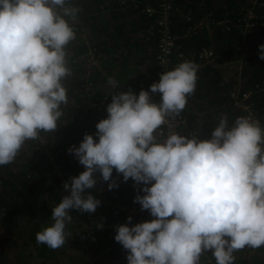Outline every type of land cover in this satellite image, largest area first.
Returning a JSON list of instances; mask_svg holds the SVG:
<instances>
[{"label":"clouds","instance_id":"1","mask_svg":"<svg viewBox=\"0 0 264 264\" xmlns=\"http://www.w3.org/2000/svg\"><path fill=\"white\" fill-rule=\"evenodd\" d=\"M73 0H0V166L13 163L25 143L54 133L69 103L66 46L76 39ZM264 60V44L259 45ZM199 66L184 61L160 75L149 90L115 91L97 132L68 149L85 171L64 183L51 225L39 244L65 245L71 212L94 213L102 201L91 190L100 173L112 190L113 171L143 194L135 203L154 219L115 227L128 264H199L211 252L216 264H235L234 253L264 247V126L222 116L210 139L170 133L163 125L186 108L197 88ZM116 89L118 82L110 78ZM160 95L159 103L152 100ZM98 138V139H97ZM103 228V225L100 224Z\"/></svg>","mask_w":264,"mask_h":264},{"label":"trees","instance_id":"2","mask_svg":"<svg viewBox=\"0 0 264 264\" xmlns=\"http://www.w3.org/2000/svg\"><path fill=\"white\" fill-rule=\"evenodd\" d=\"M166 1L73 0L80 12L71 21L76 39L66 46L71 75L64 85L69 103L63 106L58 129L41 132L40 139L25 143L13 163L0 166V230L4 229L0 264H128V250L115 241V227L130 216L133 225L154 217L134 202L143 194V185L138 189L131 178L125 182L115 170L113 180L119 187L112 190L96 173L98 181L91 191L102 204L91 214L71 212L64 246L53 250L37 243L36 234L51 225L52 207L66 195L64 183L86 170L68 149L78 147L85 134L97 132V123L108 115L101 103H111L115 91L137 93L158 82ZM169 2L167 18L176 43L169 67L182 63L181 55L199 66L196 91L175 117L185 119L176 133L191 138L193 131L202 140L210 139L222 116L230 124L245 116L233 95L242 97L245 92H252L248 101L264 126V60L252 50L264 44V26L259 23L250 31L239 28L249 18L253 0ZM254 8L259 22H264V0H257ZM205 48L213 49L215 61L202 65L199 54ZM110 78L118 88L109 85ZM168 135L165 130L158 140ZM115 204L138 211L116 213ZM21 239L24 251L30 248L24 257L17 244ZM234 255L235 264H264V247L245 248ZM209 259L216 262L206 252L199 264H212Z\"/></svg>","mask_w":264,"mask_h":264},{"label":"built area","instance_id":"3","mask_svg":"<svg viewBox=\"0 0 264 264\" xmlns=\"http://www.w3.org/2000/svg\"><path fill=\"white\" fill-rule=\"evenodd\" d=\"M257 4V0H253L252 7L250 8V12L248 14L249 18H246L245 22L241 25H239V28H241L243 31H250L254 30L257 28L258 24L260 23L261 26H264V22H259L258 17L255 13V6ZM152 8H149V12L152 11ZM171 10V3L169 0H167L164 4L163 11L165 13V22H164V28L161 34V46H160V64L161 67L159 71L157 72L156 78L159 81L161 73L171 70L169 67V61H170V56L172 53H174V49L176 48V43L175 39L171 35L170 27H169V22L167 18V14ZM255 53H259V47H254L252 49ZM183 57V62L184 61H191L193 62L192 58L185 57L184 55H181ZM215 61V53L213 49L210 48H205L200 54H199V63L202 65L205 64H211ZM144 85V84H143ZM140 90V89H139ZM137 90L138 92L136 94H139L141 90H149L147 87H143L140 91ZM152 95V100L153 101H158L160 100V95L158 93H153ZM235 98H237V105L242 107L243 111L245 112V117H252L254 120H259L258 115L256 111L251 107V103L248 101V99L251 97L252 92H245L243 93L242 97H240L238 94L234 93L233 94ZM110 103H101L102 108L105 110L107 109V106ZM185 124V119L183 117H178L171 119L169 123H166L165 125L162 126L160 130V134H163L165 130L170 134V133H176L181 127V125ZM191 134L193 135L194 132L192 131ZM114 207L116 208L115 211L116 213H120V210H124L128 214L136 213L138 210L133 207H122L118 204H115ZM206 254V253H204ZM203 254V255H204ZM212 264H216L212 259H209Z\"/></svg>","mask_w":264,"mask_h":264},{"label":"rangeland","instance_id":"4","mask_svg":"<svg viewBox=\"0 0 264 264\" xmlns=\"http://www.w3.org/2000/svg\"><path fill=\"white\" fill-rule=\"evenodd\" d=\"M43 143H45V142L43 141ZM0 233H3L4 234V229L0 230ZM0 237H2V236L0 235ZM78 243H80V241H78ZM17 244H18L19 247H21L20 252H24V254H23V257H24V255L27 254V252L30 250V248L28 247V249L24 251L23 244H22V239L21 240H18ZM90 259L91 258H89L88 261H90Z\"/></svg>","mask_w":264,"mask_h":264}]
</instances>
